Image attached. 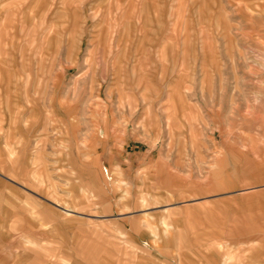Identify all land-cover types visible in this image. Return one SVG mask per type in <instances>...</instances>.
I'll return each mask as SVG.
<instances>
[{"label": "crops", "instance_id": "1", "mask_svg": "<svg viewBox=\"0 0 264 264\" xmlns=\"http://www.w3.org/2000/svg\"><path fill=\"white\" fill-rule=\"evenodd\" d=\"M36 2L37 5L34 10L32 9L34 11L32 13L41 16L43 25L41 36L45 40L41 53L44 61L47 60L50 67H53L54 62L58 59L57 56L63 55L64 63H73L68 66L66 72H69L73 67L79 68L83 60L78 59V56L82 55L78 48L85 45L86 37L82 26L86 24L81 23L75 16L78 15L85 20V14L89 12V8L80 5L75 8L73 2L64 6H47L51 2L50 0H41V5H38L40 0ZM160 4L161 2L156 0H103V24H99V27L96 28L98 31L96 37L103 45V76L101 75L99 78L103 77L105 80L109 78L116 80L138 78L141 46L149 48L160 45L168 47L169 52L170 50L172 52L173 58L170 60L171 65L169 64V66L174 85L157 86L152 94L154 96L153 103L147 101L148 95H151L147 90L141 93L133 90L131 92L124 91L126 95L132 94L137 98V101L125 103L122 109L119 108L123 111L120 116H124V120H129L127 119L128 115L131 118L128 122L126 121L125 127H127L122 138L127 144L134 141H146L138 140L139 135L158 136L159 134L151 129L149 123L153 119L159 120L161 123L158 124L163 126H170L171 123L167 124V120L169 122L175 120L180 127L190 126V121L196 119L194 117L198 115L197 113L202 107L201 93L199 92L201 88L178 85L174 80L179 77L178 74L181 70L187 71L188 58L193 56L196 50L194 48L202 45V40L198 37L200 32L197 27L193 26L195 19L188 15L183 20L182 16H174V12L171 10L167 14L172 16L170 21H163L164 28H158L157 15L162 14ZM109 7L112 8L110 11ZM170 7L172 8L171 5ZM191 15L193 14L191 13ZM50 16H64V18H60V22L57 23L48 21L47 17ZM21 28H23L20 35L22 50L24 44L27 46V40L24 39V26ZM25 32L27 34L28 30L26 29ZM36 38H38V33ZM152 40L158 42L152 43ZM56 42H61L58 45L59 49L55 48ZM75 45L76 47L73 48ZM109 47L116 49L114 56ZM147 67L151 71H158L155 75H151L152 78H157L162 82L166 77L161 74L162 72L159 73L161 67L159 68L155 61L153 63L151 60ZM4 71L1 70L0 73H4ZM0 83L2 82L0 81ZM11 90L12 88L9 90L8 87L0 84V95L3 96L2 102H0L2 105L0 107V134L1 132L7 133L0 135V191H3V193L0 192V231L5 226L8 229L12 227L13 230L17 228L20 230L14 234L11 233V236L5 235L3 231L0 232V264H37L40 254H49L48 252L44 253L43 250L38 252V250L39 248L43 249L42 242L50 235L55 236L56 239L59 236L61 246L65 248V244H68L66 249H72V251L61 250L60 254L58 253L62 264H89L93 243L90 241V236L84 238L83 236L96 232L103 235V230L100 232L88 229V231L82 232L80 238H77V228L72 223L74 217L71 214L76 212L75 208L82 210L86 205L79 206L71 203V206L68 207L61 204L57 196H55L57 201H53L43 193L36 192V189L46 190L45 185L52 187L51 191L55 192L57 188L53 181H59L61 178L66 179L60 175L66 176L70 170L65 169L63 172H58V178H55L52 177L55 175L54 168L29 166L25 160L28 159V152L43 151V147L37 145L41 137L39 134L46 131L50 133L47 126L52 122L42 119L39 124L30 123L25 120L28 112L16 113L14 109L4 115L5 117L2 116L4 106L9 108L10 102H13L10 95ZM106 94L110 95V92L106 91ZM211 94L216 93L211 92ZM30 116H33L32 111ZM71 116V112H65L62 121L65 122L68 132L75 137L80 133L81 128L73 133L72 118L74 116ZM118 116L119 113H117ZM7 118L14 121L9 122L8 126H4L3 121ZM21 119L25 120L24 124H21ZM84 119L86 123L83 125H87L89 121ZM111 122L112 118H110ZM180 131V138L176 140L178 142H206V138L203 140L198 135L188 134V129ZM169 134L166 141L172 142L174 135L173 133ZM242 139L241 137L232 139L231 136L223 135L220 139L214 140L217 149L216 146H213L211 152L205 150L155 151L150 149L135 150L134 152L125 150L120 154L118 157L126 165L122 167L123 173L125 176H130L132 189L135 191L131 193L130 198L123 200L124 204L120 202L130 211L117 212L115 216L118 220L110 222L115 224L122 222L124 226H127L130 235L132 234L131 238L138 241V246L142 244V246L140 245L142 253L139 251L135 254L137 262L129 261L125 237L124 240L121 238V235L128 231L119 225V228L116 226L118 233L110 236L105 234L103 238L100 236L98 238L101 244L103 240V264H140V262H144L138 260V255L143 257L140 254H145V256L146 254L177 255L178 264H186L184 257L189 254L211 255V264H219L220 247L230 245V240H240L234 244L239 247L244 246V249L248 248L249 243L259 242V250L255 253L261 254L264 250V136H261L258 147L252 145V136L245 135ZM5 143L11 144L10 152L1 145ZM84 144L85 142L82 143V145ZM12 151H15L18 156H13ZM73 151L75 154L76 150ZM82 152L84 151H77V158L82 155ZM108 157L103 155V159L107 160ZM72 169L80 183L86 185L88 180L93 181L91 162H79ZM29 175L41 176H37L38 183L44 187L33 182V178ZM161 178L162 180H160ZM34 184L35 187H33ZM87 188H89L88 185ZM139 190L142 191V197L139 195L140 200L138 192H136ZM154 195H158V198L161 197L162 200L156 202ZM15 198H20V200H15ZM19 202H21L20 206L23 208V212L16 210L19 207ZM29 209L32 213L35 211L34 213L37 215L30 217L27 212ZM59 209L66 214H62ZM144 217L158 218L154 224H148V230L150 226L151 232L148 230L146 232L143 225L140 224ZM54 218L55 220H53ZM28 222L37 228L36 233H33L29 227L21 229ZM149 222L152 223V221ZM164 222H168L172 226L165 229ZM49 223H51L50 231L48 230L50 229ZM54 225L56 227H53ZM82 228H78V230ZM69 229L73 232L70 241L62 234ZM27 230L29 232L31 230L32 233H27ZM129 233L127 238L130 237ZM29 237L33 239H29ZM3 245H6L7 248L5 249ZM241 252L251 255L252 250ZM125 260L128 262H124ZM163 260H168L171 263L168 258ZM57 263V258L52 261V264Z\"/></svg>", "mask_w": 264, "mask_h": 264}, {"label": "rangeland", "instance_id": "2", "mask_svg": "<svg viewBox=\"0 0 264 264\" xmlns=\"http://www.w3.org/2000/svg\"><path fill=\"white\" fill-rule=\"evenodd\" d=\"M36 1L0 0V71L5 70L4 73H0L2 82L0 84L5 85L9 90L12 88L10 95L13 100L10 102L9 108L4 106L2 116L9 114V111L14 109L16 113L28 112L25 120L30 123L39 124L42 119L52 122L47 126L50 133L46 131L39 134L41 137L37 145L43 147V151H29L28 159L25 160L29 166L54 168L55 175L52 177L55 178L58 172H63L65 169L70 170L68 175H60L66 179L61 178L59 181H53L57 188L55 192L51 191L52 187L47 185H45L46 190L36 189V192L43 193L53 201H57L58 198L61 204L68 207L71 206V203L79 206L86 205L82 210L75 208L76 212L71 214L74 217L72 223L77 228V238H80L82 232L88 231V229L100 232L103 230V235L108 236L118 233L116 229L119 228V225L128 231L129 228L122 222L116 224L110 222L118 220L115 216L117 212L130 211L121 203L124 204L123 200L130 198L131 193L135 191L132 189L130 176H125L123 173L122 167L126 165L118 157L125 150H129V152L150 149L155 151L205 150L211 152L213 146H216L214 140L220 139L223 135L231 136L232 139L241 137V140L245 135L252 136V145L256 147L260 145L261 136H264V0H156L161 2L159 7L162 8V14L157 15L158 28H164L163 21H170L172 16L167 14L171 10H173L174 16H182L183 20L188 15L195 19L193 26L197 27L200 32L198 37L202 40V45L194 48L196 50L193 56L188 58L187 71L181 70L178 74L179 77L174 80L178 85L201 88L199 92L201 93L202 107L198 111V115H194L196 119L190 121V126L180 127L175 120H170V122L167 120V124L171 123L170 126H163L158 124L161 123L159 120L153 119L149 121L151 129L159 135L156 137L139 135L138 140L146 141H134L129 144L125 143L122 138L127 127L125 125L131 118L128 115L127 119L129 120H124V116H120L123 111L119 108L122 109L125 103L137 101V98L132 94L126 95L124 91L131 92L133 90L141 93L147 90L148 93H151L148 95L147 101L153 103L154 96L152 94L157 86L174 85L169 66L170 60L173 58L171 50L169 52L168 47L160 45L149 48L141 46L138 78L125 80L99 78V76H103V45L96 37L98 33L96 28L99 27V24H103V0H50L51 2L47 6H64L73 2L75 8L78 5L89 8V12L85 14V20L78 15L75 16L81 23L86 24L82 26L86 37L85 45L78 48L82 53L78 59L83 60L80 67H73L69 72H66L68 66L73 63H64L63 55L57 56L58 59L54 62L53 67H50V63L47 60L44 61L41 53L45 42L41 36L43 30L41 16L32 13L37 5ZM38 5H41V0ZM110 9L112 8L109 7L108 10L110 11ZM57 17L50 16L47 17V20L58 23L60 18H64V16ZM22 26H24L23 33L25 41L27 40V46L24 44L21 50ZM26 29L28 35L25 32ZM37 33L38 38H36ZM151 42L158 41L152 40ZM46 43L48 42L46 41ZM60 43H55L56 49H59ZM75 47L76 45L73 48ZM109 49L114 56L116 49L114 47H109ZM151 60L153 63L155 61L159 68L161 67L159 73L162 72L161 74L166 76L162 82L151 77L158 72L151 71L147 67ZM161 61L162 63H160ZM106 91H109L110 95L106 94ZM211 92L216 94H211ZM2 98L3 96L0 95V102H2ZM31 111L33 116H30ZM65 112H71V115L74 116L72 118L73 133L81 128L80 133L75 137L68 132L65 122L62 121ZM117 113H119L118 117ZM84 118L89 121L87 125H83L86 123ZM110 118H112L111 123ZM25 120L21 119V124H24ZM12 121L14 120L7 118L3 124L8 126L7 124ZM110 124L112 125L110 126ZM136 129L138 130V128ZM181 129H188V134L198 135L203 140L206 138V142L181 143L176 141L180 138ZM112 131L114 133H111ZM169 133L174 135L172 142L166 141ZM6 134L1 132L0 135ZM89 135L91 136L89 137ZM84 142L85 144L82 145ZM1 145L9 152L11 151L10 143ZM73 150H76L75 154ZM78 150L84 151L79 158H77ZM12 155L18 156L15 151H12ZM103 155L111 156V158L103 159ZM84 158L85 160H83ZM82 161L91 162L93 168V181L88 180L86 185L79 182L78 176L72 169L74 165ZM29 176L35 183H38L39 180L37 176L41 177L39 175ZM38 184L40 185V183ZM35 186L34 184L33 187ZM40 186L44 187V185ZM139 191L136 192H138L140 200L142 191H140L141 194ZM0 192L3 193V191ZM158 195L153 196L156 202L162 200L161 197L158 198ZM15 200H20V198H15ZM20 203L16 210L23 212ZM30 210L27 211L30 217L37 215L34 213L35 211L32 213ZM60 212L66 214L62 210ZM157 221L158 218L144 217L140 224L143 225L146 232H151L150 226L148 230V224H154ZM164 224L165 229L172 226L168 222H164ZM48 225H50V229H48L50 231L51 223ZM155 225L157 227V224ZM27 227L36 233L37 228L29 222L21 229H27ZM81 227L83 228L78 230ZM12 230V227L8 229L5 226L0 232L3 231L5 235L11 236V233L14 234L20 229L17 228L13 232ZM31 230L30 232L27 230V233H32ZM128 233L121 235L119 229L121 238L124 240L125 237L126 240L129 261L137 262L135 254L141 251L140 245L142 246V244L138 246V241L131 238L132 234L130 235V233V237L127 238ZM62 234L68 238V241L72 240L73 232L70 229ZM103 235L96 232L83 236V238L90 236V241L93 243L89 264H103V240L101 244L98 239L99 236L103 238ZM51 237L53 236H47L42 242L43 249L39 248L38 250V252L43 250L44 253L48 252L49 254H43L44 256L40 254L37 264H52L56 258L57 264H62L58 253L60 254L61 250L72 251L70 248L66 249L68 244H65V248L61 246L59 236L57 239L55 236ZM29 239L33 238L29 237ZM60 240H62L61 237ZM239 241L230 240V245L220 247L219 264H264V250L261 254L255 253L259 250V242L249 243L248 248L244 249V246L239 247L234 244ZM62 244L64 243L62 242ZM3 246L5 249L7 248L6 245ZM244 250H252L251 255L241 252ZM145 251L147 252V250ZM140 255L143 257L138 255V260L144 261L140 264H178L177 255ZM165 258L170 259L171 263L168 260L164 261ZM184 261L186 264H211V255L189 254L184 257ZM124 262H128V260Z\"/></svg>", "mask_w": 264, "mask_h": 264}]
</instances>
